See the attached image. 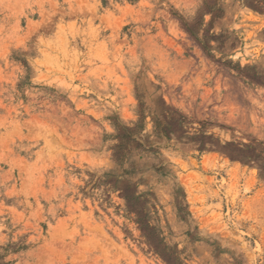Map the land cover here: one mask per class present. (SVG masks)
<instances>
[{
	"label": "rangeland",
	"instance_id": "374dc122",
	"mask_svg": "<svg viewBox=\"0 0 264 264\" xmlns=\"http://www.w3.org/2000/svg\"><path fill=\"white\" fill-rule=\"evenodd\" d=\"M0 264H264V0H0Z\"/></svg>",
	"mask_w": 264,
	"mask_h": 264
}]
</instances>
